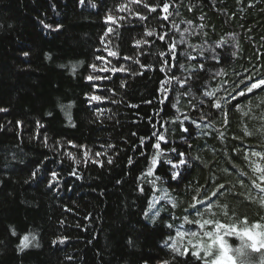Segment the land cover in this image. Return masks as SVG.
Returning a JSON list of instances; mask_svg holds the SVG:
<instances>
[{
  "label": "trees",
  "instance_id": "16d2710c",
  "mask_svg": "<svg viewBox=\"0 0 264 264\" xmlns=\"http://www.w3.org/2000/svg\"><path fill=\"white\" fill-rule=\"evenodd\" d=\"M257 80L264 0H0V264H210L216 222L264 231Z\"/></svg>",
  "mask_w": 264,
  "mask_h": 264
},
{
  "label": "snow or ice",
  "instance_id": "6c2138e0",
  "mask_svg": "<svg viewBox=\"0 0 264 264\" xmlns=\"http://www.w3.org/2000/svg\"><path fill=\"white\" fill-rule=\"evenodd\" d=\"M81 2H83V0H81ZM135 3H140L141 0H134ZM145 7L148 8L150 11H156V8L154 7H150L149 5L145 4ZM163 11L167 12L169 5L167 2H164L163 5ZM121 11L124 10L123 7H121L120 9ZM139 15V14H137ZM143 18V17H141ZM110 21L115 22V19L112 16H109L107 18ZM165 19H167V17H165ZM45 27H50L49 25H45ZM57 28H59V25H57ZM109 31H111V29H109ZM147 35H152L151 32H147ZM161 39H164V37H161ZM141 42L137 41L136 44L137 46H139ZM146 43V41H145ZM172 48H174L175 46L172 45ZM117 53L115 52H109L110 56H115ZM25 55H27V53H25ZM161 55H163V53H161ZM98 59H100L98 57ZM138 62V61H137ZM143 67V66H142ZM93 69L95 70V65H93ZM106 70V69H104ZM123 70V69H121ZM113 71H115V69H113ZM98 77H93V76H89L88 79L92 80V79H96ZM183 84V82H181ZM262 86H264V80H257L254 83L250 84V87L246 88V91L251 92L253 89L256 88H261ZM240 95H243V93H238ZM208 95H211V93H209ZM92 99H96L99 100L101 99V97H92ZM214 107L219 108L220 105L219 104H215L213 105ZM0 111H6V109H0ZM159 139H163V137H159ZM154 147L159 148V144L155 145ZM69 156H71V153L68 154ZM88 153L85 152V156H87ZM97 155H99V153H97ZM183 155V154H181ZM131 162V161H130ZM109 163H111V161L109 160ZM153 166H155V164L157 163V161L154 159L153 160ZM180 163H184L183 160H180ZM173 167H176V165H173ZM36 173H33V176H35ZM149 175H151V170L149 171ZM52 176V180L49 181V184H52V182L54 180H56L57 178V174L55 172L51 173ZM176 173H173V178H175ZM262 180H264V176L261 177ZM221 188H223V186H220ZM259 187V185L257 186ZM264 190V189H262ZM217 193H213V195L215 196ZM195 199V198H194ZM196 203H201V201L197 200ZM192 207H195V204L192 205ZM187 219V218H186ZM205 223H212V221H205ZM246 223V221H245ZM254 229H260L261 226L260 225H253ZM13 235H15V231L13 230ZM193 236L196 235V233H192ZM206 235H208L211 240L212 243L209 245V251H205L204 255L205 256H209L211 255L210 249L212 248H216L218 250V255H216L215 259H212L210 264H237V260L234 258V254H240L241 257L245 256V249H250L252 252H256V253H261L262 255V259L260 261V264H264V231H253L252 229H244V230H240L237 229L236 226H226L224 224H221L219 222H216L215 225V230L213 232H208L206 233ZM231 236H237L240 240H241V246L236 248L235 250H233L231 248V246L228 244V241L226 239V237H231ZM35 240V236H32L31 238L28 235H25L24 237L21 238L20 241V250H23L24 248L29 247V244ZM60 242L63 243L64 242V238L60 239ZM53 243H56V241H53ZM187 251V250H185ZM192 255L199 257L200 256V252L199 251H195L192 253ZM164 264H167V262H164ZM205 264H209V262L206 260Z\"/></svg>",
  "mask_w": 264,
  "mask_h": 264
},
{
  "label": "rangeland",
  "instance_id": "374dc122",
  "mask_svg": "<svg viewBox=\"0 0 264 264\" xmlns=\"http://www.w3.org/2000/svg\"><path fill=\"white\" fill-rule=\"evenodd\" d=\"M157 202H158V198H155L154 201H153V204H152V208H153V209L156 208V204H157ZM191 233H193V231H192ZM191 233H190V235H191ZM181 234H183V233H181ZM175 242H176V238L174 239V243H175ZM208 245H210V244H208ZM200 249H204V247H203V246H200Z\"/></svg>",
  "mask_w": 264,
  "mask_h": 264
}]
</instances>
